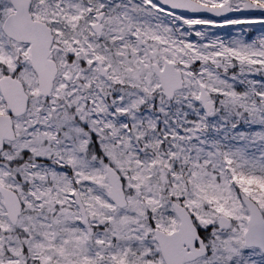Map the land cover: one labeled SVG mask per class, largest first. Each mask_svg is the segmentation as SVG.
<instances>
[{"label":"snow or ice","instance_id":"1","mask_svg":"<svg viewBox=\"0 0 264 264\" xmlns=\"http://www.w3.org/2000/svg\"><path fill=\"white\" fill-rule=\"evenodd\" d=\"M0 264H264V0H0Z\"/></svg>","mask_w":264,"mask_h":264}]
</instances>
